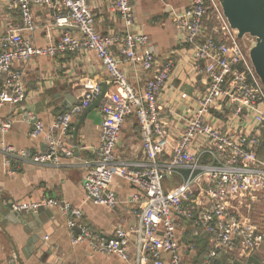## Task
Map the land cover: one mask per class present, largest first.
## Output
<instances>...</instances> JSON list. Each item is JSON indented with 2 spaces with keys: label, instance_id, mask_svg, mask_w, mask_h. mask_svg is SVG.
Instances as JSON below:
<instances>
[{
  "label": "built area",
  "instance_id": "1",
  "mask_svg": "<svg viewBox=\"0 0 264 264\" xmlns=\"http://www.w3.org/2000/svg\"><path fill=\"white\" fill-rule=\"evenodd\" d=\"M111 1L122 28L103 34L96 27L89 0H14L21 22L1 37L0 107L8 103L21 105L27 99L24 72L17 63L66 52H94L118 90L104 96L99 144L83 188L87 199L111 209L119 203L111 188L116 176L137 188L129 200L141 203L133 210L137 225L130 229L117 227L108 236L89 224H81V207L50 196L33 202L11 201L10 208L15 212L59 208L67 215L74 244L88 243L94 251L120 256L126 264H184V247L176 226L178 217L193 218L196 229L208 235L212 247L206 264L225 249L236 248L243 256L254 255L264 248V224L260 227L245 221L242 208L250 211L264 201V85L252 65L247 39L239 38L231 28L219 0H191L185 10L173 12L175 21L185 31L186 42L192 45L200 65L198 71L208 82L181 136L172 140L168 122L161 117L158 98L172 76L174 59L169 56L155 69L145 87L137 89L120 63L125 61L151 71L156 54L149 36L134 31L133 0ZM42 5L58 10L53 26L74 29L77 34L66 31L57 41L35 44L33 10ZM211 10L216 23L208 33L205 22ZM102 91V85L89 78L81 100L57 114L50 125L34 111L28 112L32 122L30 136L43 135L45 149L38 153L17 152L4 145L0 150L5 164L20 160L59 166L63 159L73 156L74 149L67 141L73 119L86 111ZM130 115L139 123L147 154L144 162L119 161L116 156L122 125ZM11 126L10 121L1 122L0 130L5 132ZM181 169L187 171L183 182L176 191L166 192L165 178ZM132 235L137 240L134 254L130 252ZM186 247L192 249L193 245ZM0 264L19 263L9 258L0 259Z\"/></svg>",
  "mask_w": 264,
  "mask_h": 264
},
{
  "label": "crops",
  "instance_id": "2",
  "mask_svg": "<svg viewBox=\"0 0 264 264\" xmlns=\"http://www.w3.org/2000/svg\"><path fill=\"white\" fill-rule=\"evenodd\" d=\"M89 3L95 15L96 27L101 33L109 34L122 28L119 14L112 6L111 0H89ZM133 3L134 31L149 36L151 47L156 54L155 68L144 71L125 61H122L120 66L127 73L131 83L137 89H143L155 69L169 56L174 59L172 76L160 92L158 103L161 117L168 122L170 136L175 140L181 136L186 122L197 109V100L206 90L208 82L207 77L198 71L200 65L194 57L192 45L186 42L185 31L173 16V12L188 8L191 0H133ZM33 12L36 30L32 40L35 44L43 46L57 41L66 31L77 34L74 29L53 26L54 17L58 13L56 8L42 5L35 7ZM20 22L21 16L14 0H0V53L3 50V33L18 26ZM17 65L21 66L24 72L27 99L21 105L8 103L0 107V123L12 122L9 130H0V148L8 145L17 152L27 150L31 153L45 149L46 140L43 135L30 136L32 122L28 109L36 104H40L35 107L38 118L50 125L57 114L81 100L84 84L89 78L98 81L103 89H106L105 96L118 90L94 52H66L53 58L39 57L24 63L19 62ZM105 98L88 111L80 125L76 138L78 149L74 131L83 113L74 117L72 130L67 138L68 145L74 149V155L63 159L59 166L33 165L20 160L6 165L5 156L0 150V211L8 210L12 215V220H9L0 214L2 261L14 258L19 264H126L120 256L94 251L88 243L74 244L72 232L67 226V215L59 208H41L31 214L15 212L9 207L11 201L33 202L43 196H50L65 199L81 207L84 213L81 224H89L102 234L112 236L117 227L130 229L137 225L133 210L141 203L129 201L138 192L137 188L116 176L111 188L116 192L119 203L114 209L87 199L83 188V180L92 166L91 162L99 144L101 107ZM215 113L217 114V111ZM116 156L119 161L147 160L139 123L133 115L128 116L122 125ZM186 175V169H181L165 178L166 192L176 191ZM192 207L195 212L197 207L194 202ZM253 209L247 213L242 208V215L245 221L257 223ZM193 222V218L176 219L178 237L185 252L184 264H206L208 253L202 263V259L198 257L199 248L212 246L207 234L196 229ZM188 244L193 245V248L188 249ZM136 249L137 240L132 235L131 254H134ZM219 252L214 259L218 260L219 264L258 259V253L243 256L236 248ZM259 260L262 261V258ZM207 264L213 263L210 261Z\"/></svg>",
  "mask_w": 264,
  "mask_h": 264
},
{
  "label": "water",
  "instance_id": "3",
  "mask_svg": "<svg viewBox=\"0 0 264 264\" xmlns=\"http://www.w3.org/2000/svg\"><path fill=\"white\" fill-rule=\"evenodd\" d=\"M219 2L231 28L236 30L237 36L247 39L248 53L252 65L264 85V0H219ZM105 93L106 89H103L100 96L83 112L76 124L74 131L76 149H78V141L76 138L80 125L83 123L88 111L101 103ZM38 106H40V104H36L35 107ZM35 107H30L28 111L36 112L37 110ZM32 213L33 212H31V214ZM0 214L12 220V215L9 214L8 210L2 209ZM32 224H34V222H32Z\"/></svg>",
  "mask_w": 264,
  "mask_h": 264
},
{
  "label": "trees",
  "instance_id": "4",
  "mask_svg": "<svg viewBox=\"0 0 264 264\" xmlns=\"http://www.w3.org/2000/svg\"><path fill=\"white\" fill-rule=\"evenodd\" d=\"M215 23H216V21H215V19H214V15H213V12H212V10L210 11V17H208V20L205 22V26L208 28V33H211L212 32V30H213V27L215 26ZM256 208H259V206H255ZM255 214H258L256 211H255V213H254V216H255ZM259 216V215H258ZM256 217H257V215L255 216V218H254V220L256 221ZM257 224V223H256ZM259 225H261V224H259ZM206 234V233H205ZM208 236V235H207ZM209 238V237H208ZM211 250V247H209V246H204V247H202V248H199V258H201L202 259V263L204 262V257L207 255V253H209V251ZM222 252V251H221ZM215 259V257H213L210 261L213 263V264H219V261L217 260H214ZM261 260H259V258L258 259H252V260H243V264H250V263H252V262H254L255 264H260L261 262H260ZM241 262L239 263V262H234V264H242ZM220 264H225V263H220Z\"/></svg>",
  "mask_w": 264,
  "mask_h": 264
},
{
  "label": "rangeland",
  "instance_id": "5",
  "mask_svg": "<svg viewBox=\"0 0 264 264\" xmlns=\"http://www.w3.org/2000/svg\"><path fill=\"white\" fill-rule=\"evenodd\" d=\"M261 155L263 156V154H261ZM253 208H254L253 210H255L258 213V214H255V216L257 215V217H256L257 225L260 226V227H263V224H264V201H263V205L262 204L259 205V208H256L255 206ZM243 211H247V213H248V207H243ZM255 211H253V212H255ZM255 216H254V218H255ZM259 224H261V225H259ZM256 253H258L257 254L258 258H260V257L262 258L261 262H263V259H264V248H262L261 250L257 251Z\"/></svg>",
  "mask_w": 264,
  "mask_h": 264
}]
</instances>
